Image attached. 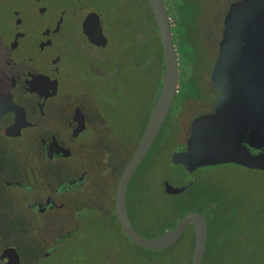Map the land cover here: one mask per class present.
Segmentation results:
<instances>
[{"label": "rangeland", "instance_id": "1", "mask_svg": "<svg viewBox=\"0 0 264 264\" xmlns=\"http://www.w3.org/2000/svg\"><path fill=\"white\" fill-rule=\"evenodd\" d=\"M132 1L141 6V0L99 2L104 10L114 7L116 27L113 38L120 44V48L128 50L123 55L127 59L124 70L127 85L121 84L114 91H108L101 86L99 80L89 74L83 75L80 62L72 65L68 81L63 86L74 93H79V88L85 85L92 84L97 88L99 94H96L97 97L92 95L90 103L95 107L96 114L100 112L99 130L97 128L90 134L85 156L82 150L74 149L72 156L59 162L58 167L55 166L51 179L41 181V185L46 188L50 183L54 185L52 181L58 173L69 172V176L76 175L84 166L86 180L80 192L85 196L83 203L88 210L83 217L80 216L83 219L74 223V216L77 214L75 210L80 206L71 201L75 197L57 200L64 201L62 208H54L38 216L28 213L25 206L28 198L24 192L7 188L16 192L15 197L8 201L6 188H0V219L3 218L6 225L2 229L11 228L14 231L15 227H19V234L23 237V240L16 242L19 260H39L37 256L48 249V260L52 264H107L105 260H115L119 264H189L192 251L190 225L168 248L148 250L133 243L114 221L107 219L116 177L134 143L141 119L146 115L145 93L150 94L139 83L141 73L138 67L144 64L143 57L138 45L129 38V23L139 18L138 14L132 13ZM233 1L235 0H192L195 14L190 26L191 43H186L187 48L184 49H181L180 44L177 45L178 42L173 43L179 69L177 91L158 137L148 149L126 191V207L130 216L133 218L145 214L146 219L152 221L149 227L140 232L142 237H156L163 226L168 227L178 221L172 214L167 218H161V215L157 217V210L162 213L164 203L181 198L176 196L178 194L175 198L165 196L157 184L164 178H168L170 184L175 186L180 184V180L171 175L177 169L171 168L169 164L170 153L183 144L191 120L198 114L212 110V92L208 85L210 70L216 57L222 18L227 6ZM188 16L191 17V13ZM7 24L6 21L3 22V37L7 35ZM125 30L127 40L124 38ZM142 76L145 79V75ZM120 81L123 80L120 78ZM150 88L149 82V90ZM105 130L107 134L102 135ZM16 144L19 149L0 156V164L4 163L9 169L17 165L13 175L22 176L24 173L29 186L34 185L36 181L30 178L28 168L32 165L36 170L37 163L33 164L28 159L25 150L32 149L33 146L22 142ZM20 146L25 148L21 150ZM6 172L3 171V178L9 176L6 174L10 173ZM192 178L197 183L190 187L188 193L206 186L215 199L210 204L208 213H203L207 233L200 264H263L264 171L232 165L220 166L208 172L195 171ZM13 203L18 207H11ZM183 208V205H178L175 214ZM90 223L94 225L91 226ZM72 224L78 225L72 227L75 237L54 239L64 231L62 227H70ZM30 226H38L37 231H32ZM31 236L33 242L30 240Z\"/></svg>", "mask_w": 264, "mask_h": 264}, {"label": "flooded vegetation", "instance_id": "2", "mask_svg": "<svg viewBox=\"0 0 264 264\" xmlns=\"http://www.w3.org/2000/svg\"><path fill=\"white\" fill-rule=\"evenodd\" d=\"M99 2L100 0H0V156L17 151L19 145L16 142L28 143L32 144L33 148L27 150L23 146L27 151L26 155L33 164L37 163L36 170L32 165L28 168L30 170H27L30 178L36 181L30 186L26 174L13 175L17 165L9 169L1 163L0 188L2 186L6 188L8 201L15 197V190L24 192L28 198L25 202L28 213L42 216L54 208L64 206V201L57 200L70 197H75L76 199L71 201L80 205L75 210L77 214L74 216V223L81 221L78 217L81 215L83 217L88 210L83 203L85 196L80 192L86 180L84 166L76 175L69 176L71 174L69 172L58 173L52 181L54 185L50 183L46 188L41 185V181L51 179L55 166L72 156L74 149L82 150L85 156L90 134L97 128L99 130L100 112L96 114L95 107L90 103L92 95L97 97L96 94H99L97 88L92 84L90 85L93 88L85 85L79 88V93H74L63 86L68 81L72 65L80 62L83 75L89 74L99 80L101 86L108 91H114L121 84L127 85L124 80L127 59L123 58V55H126L128 50L120 48V44L113 38V30L116 27L114 7L107 11ZM146 2L147 0H141V6L132 3L133 14H138V7L140 8L139 18L129 23L131 29L129 38L131 41L132 36L136 45H139L145 36ZM4 21L8 23L5 38L1 34ZM126 32L125 30V40L128 38ZM120 78L123 81H120ZM165 118L150 146L158 137ZM106 134L105 130L102 135ZM188 134L189 129L183 144L179 147L185 144ZM23 147L20 146V149L23 150ZM168 161L170 164V156ZM4 170L10 173L6 174L8 177L3 178ZM164 180L169 181L168 178H164L157 184L162 191ZM195 182L193 180L188 188ZM116 183L117 180L111 197L113 202ZM7 188L15 190L12 192ZM10 206L18 207L16 203ZM209 206L189 211H196L204 217L203 213H208ZM127 214L132 227L139 234V221L135 217L132 218L128 210ZM0 220L4 222L3 218ZM187 225L192 227L190 222ZM3 226L6 225L0 223V264H5L6 256L13 253L18 256L16 242L19 239L23 240L19 234V227L12 231L11 228L2 229ZM73 226L78 225L62 227L64 231L54 239L75 237L72 232ZM117 226L121 230L119 224ZM30 228L37 231L38 226ZM30 240L33 242L32 236ZM49 255L50 250L47 249L37 256V259L44 261L43 263L37 262L39 260L35 258L34 260L17 258V264H52L48 260ZM105 261L107 264H119L115 260Z\"/></svg>", "mask_w": 264, "mask_h": 264}, {"label": "water", "instance_id": "3", "mask_svg": "<svg viewBox=\"0 0 264 264\" xmlns=\"http://www.w3.org/2000/svg\"><path fill=\"white\" fill-rule=\"evenodd\" d=\"M157 28L163 57L160 87L134 151L121 171L114 194L113 212L123 233L136 245L163 250L172 245L190 222L193 246L190 264H200L206 243L205 218L196 211L185 212L170 229L153 238L139 235L126 210V188L138 163L159 130L177 91L178 58L172 42L163 0H147ZM215 93L212 111L195 116L182 147L170 155L173 186L163 181L167 194H178L193 181L195 171L237 166L264 171V0H235L223 15L216 57L210 70ZM5 257V256H4ZM5 264H17L14 253ZM264 264V263H263Z\"/></svg>", "mask_w": 264, "mask_h": 264}, {"label": "trees", "instance_id": "4", "mask_svg": "<svg viewBox=\"0 0 264 264\" xmlns=\"http://www.w3.org/2000/svg\"><path fill=\"white\" fill-rule=\"evenodd\" d=\"M192 0H163L165 9H166V13L169 14L173 20H174V24L170 25V31L172 33V42L173 43H177V45L180 44L181 49L187 48L186 47V43H191V20L193 18V14H195V9L193 8V3H191ZM133 2V1H132ZM194 2V1H193ZM134 3V2H133ZM147 3V7H146V29H145V34L146 36H144V40L139 43L138 48H139V52L142 55V59L144 64L141 65L140 67H138V70L140 71V85L141 87H143L144 89L148 90L150 92V94L148 93L146 95L145 93V102H146V106H147V111H146V115L141 119L140 122V127L138 128L137 134L134 138V143L131 146V149L116 177V180L118 178V176L120 175L121 170L124 167V164L126 163L127 159L129 158V156L132 154V152L135 149V146L137 144V141L140 137V134L143 130V127L147 121V118L150 114V111L153 107L154 101L156 99L159 87H160V83H161V78H162V71H163V57H162V50H161V46H160V41H159V37H158V32H157V28L152 16V12L151 9L149 7L148 2ZM171 10H170V8ZM173 11V12H172ZM138 14L140 13V8L138 7ZM191 13V17L187 15ZM131 42L133 43V37L131 36ZM135 44V43H134ZM217 47V45H216ZM142 75H145V79L143 78ZM148 81V82H147ZM210 81V79H209ZM149 82L151 84V88L149 90ZM211 88V92H212V106L214 104L215 101V93L214 90L212 88L211 84H208ZM170 109V108H169ZM115 180V181H116ZM190 188H188L187 190H185L184 192H182V194L176 195V196H181L180 199L175 200L173 199L172 201L168 202V203H164L162 208L163 211L161 213V211L157 210V217H159L161 215V218H167L170 217L172 215H174L175 219H179L185 212L189 211L190 209H194L197 210L198 208H202L205 205H210L214 203V197L211 196L208 187L204 186V187H198L197 191H193L191 193H188V190ZM162 190V189H160ZM164 192V190L162 191ZM165 193V192H164ZM165 196H169V197H174L175 198V194H167L165 193ZM178 205H183L184 208L178 212V214H175L176 208L178 207ZM189 205V206H188ZM113 200L111 199L110 204H109V210H108V218L110 221H114L116 223V225H118V223L116 222V219L113 215ZM172 214V215H171ZM83 218L80 217V220H82ZM135 219L138 220L137 222L139 223L138 225L140 226L139 232H142L143 228L149 227L152 223V221H149L148 219H146V215L144 214H139V216H135ZM5 224V222L3 223ZM91 224V223H90ZM176 223H171L168 227H164L159 231V234L163 233L165 230L172 228ZM94 225V223L91 224V226ZM191 227V226H190ZM191 231H192V245L193 246V230L191 227ZM184 232V231H183ZM182 232V234H183ZM181 234V235H182ZM140 235V233H139ZM181 235L179 236V238L181 237ZM168 248V247H167ZM204 252V251H203ZM191 259V257H190ZM189 264H190V260H189Z\"/></svg>", "mask_w": 264, "mask_h": 264}]
</instances>
